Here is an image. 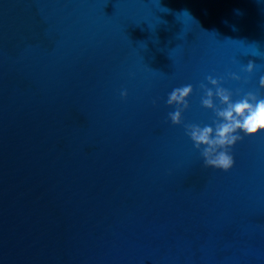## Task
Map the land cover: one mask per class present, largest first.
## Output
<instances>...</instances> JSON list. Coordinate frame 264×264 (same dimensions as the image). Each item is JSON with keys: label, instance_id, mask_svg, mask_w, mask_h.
Returning a JSON list of instances; mask_svg holds the SVG:
<instances>
[{"label": "water", "instance_id": "obj_1", "mask_svg": "<svg viewBox=\"0 0 264 264\" xmlns=\"http://www.w3.org/2000/svg\"><path fill=\"white\" fill-rule=\"evenodd\" d=\"M208 76L264 95V0H0V264H264V133L229 172L186 135Z\"/></svg>", "mask_w": 264, "mask_h": 264}, {"label": "clouds", "instance_id": "obj_2", "mask_svg": "<svg viewBox=\"0 0 264 264\" xmlns=\"http://www.w3.org/2000/svg\"><path fill=\"white\" fill-rule=\"evenodd\" d=\"M258 66L257 63L249 61L242 70L251 75ZM230 75L231 79L241 81L238 74ZM207 81L212 87L200 84L204 93L201 103L204 108L215 113V126L186 124L184 127L186 135L200 151L205 167L229 172L235 165L231 150L245 137L252 138L264 133V95L258 91H248L234 101L233 93L221 86V80L208 76ZM243 82L247 83V80ZM259 86L264 89V76L260 77ZM193 92L192 85L188 84L174 88L169 93L167 104L176 109L168 114L173 124H183V112L190 108L188 100ZM121 96L127 99V90H122ZM217 99L220 101L219 107L216 104Z\"/></svg>", "mask_w": 264, "mask_h": 264}]
</instances>
